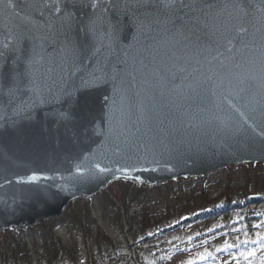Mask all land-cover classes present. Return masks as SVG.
Here are the masks:
<instances>
[{"label":"water","instance_id":"water-1","mask_svg":"<svg viewBox=\"0 0 264 264\" xmlns=\"http://www.w3.org/2000/svg\"><path fill=\"white\" fill-rule=\"evenodd\" d=\"M174 6L188 34L168 0H0V234L119 180L264 164V0ZM111 30L138 59L105 72Z\"/></svg>","mask_w":264,"mask_h":264},{"label":"trees","instance_id":"trees-1","mask_svg":"<svg viewBox=\"0 0 264 264\" xmlns=\"http://www.w3.org/2000/svg\"><path fill=\"white\" fill-rule=\"evenodd\" d=\"M250 168L246 166L242 169L248 172ZM239 169L171 182L156 188L127 181L114 182L95 199L103 202L100 222L93 216L92 200L82 199L72 204L74 210H68L61 219L46 221L29 230L2 232L0 264H173V254L163 253L152 246L149 251H158L147 255L143 250L145 244L152 245L153 241L147 237L157 226V218L172 220L174 217L195 216L197 212L206 211L221 202L225 205L221 208L224 213L215 216L221 221L213 230V238L201 242L203 238L200 232H196L198 236L188 243L193 245L192 251L207 252L201 264H264V217L250 212L252 206L248 204L251 196L264 194V181L257 184L261 190L252 192L253 187L246 181L234 182L230 177L223 178ZM214 188L220 194L209 200L208 191ZM156 205L165 208L163 216H153L152 207ZM196 223L191 222L196 230L201 229V225ZM209 224L204 223L205 226ZM73 227L83 234L86 254L79 244L67 242L60 234L61 229L71 232ZM106 227L113 228L123 244L117 243ZM194 243L198 246L195 247ZM224 243L226 247L222 249ZM249 250H256V255H247Z\"/></svg>","mask_w":264,"mask_h":264},{"label":"rangeland","instance_id":"rangeland-1","mask_svg":"<svg viewBox=\"0 0 264 264\" xmlns=\"http://www.w3.org/2000/svg\"><path fill=\"white\" fill-rule=\"evenodd\" d=\"M261 165L262 168H255L256 166ZM246 166H251L250 170H248V172H245L244 169H242L243 167ZM233 168H240L239 171L235 170V171H231L230 173L232 174H228L223 178H229L231 180H233L234 182L236 181H246L250 187H253V191L254 190H261V187H259V185L257 184H261L262 181H264V164L262 162L259 163H250V164H243V165H234V166H230L227 167L221 171H217V172H213V173H209L206 174L204 176H209L212 174H220L225 172L226 170H230ZM258 174H263V176H259ZM204 176H194V177H190L187 179H191V178H199V177H204ZM187 179H176L170 182H167L165 184H169L171 182H177L180 180H187ZM247 179V180H245ZM119 181H123V180H119ZM118 182V181H116ZM128 182V181H127ZM114 183V182H113ZM133 183V182H131ZM137 184V183H134ZM165 184H160V185H155V186H149L147 188H156L158 186H163ZM176 184V183H175ZM139 186H143L142 184H137ZM110 187V186H109ZM108 187V188H109ZM146 187V186H144ZM107 188V189H108ZM200 189V188H199ZM161 190H157V192L159 193ZM103 192V191H102ZM101 192V193H102ZM100 193V194H101ZM100 194L98 196H96L95 198H92V211H93V216L94 218H98L99 221H102V204L103 202L101 201V199L99 200H95L98 197H100ZM208 194L211 196L209 197V200H213L215 199V197L220 194V191L216 188L214 189H210L208 191ZM82 200V199H80ZM79 200V201H80ZM76 201H74L73 203H71L69 205V207L67 208V211L63 214V216H61L59 219L63 218L68 210L72 209V204H74ZM248 204L250 206H252V208L249 210L250 212H253L256 215H261L262 217H264V194L261 195H254L251 196L248 200ZM259 205V204H263L261 207H254V205ZM224 203L221 202V204H218L214 207L209 208L206 211H199L197 212V214L195 216H187V217H183V218H179V217H174L172 220H168V219H162V217L157 218V223L154 229L151 230L150 235L147 237L150 240H152L153 242L151 243L152 245H148L145 244L143 247V250L145 251V253L148 254H152L158 250H151L149 251L148 248L149 247H153V248H157L159 250H162L163 253L166 252V254H173L174 256V263L173 264H201L203 262V260L206 258L207 256V252L204 250H198L195 249L193 250V245L192 244H188L191 243L192 240H194V238L196 236H198L196 232H200L199 234H201V237L203 238L201 240V242H205L206 240H210L212 237V233L214 228L218 227V224L220 223L221 219H215V216H219L221 214H223L224 212L221 211V208H224ZM77 207L79 208L80 205H77ZM171 207H173V205H171ZM164 207L162 206H153L152 207V214L153 216H163L164 214ZM74 210V208H73ZM71 210V211H73ZM200 215V216H198ZM210 217V218H209ZM209 218V219H207ZM192 221H197L196 224H200V228L199 230H196V228L194 227V225L191 224ZM210 222V224L208 226H205L204 223ZM44 223V222H43ZM154 224V221H153ZM203 226V227H202ZM35 228V227H33ZM32 229V228H31ZM73 231H69L67 229H61L60 234L61 236H63L65 238V240L67 242H70L71 244H79L81 247V250L84 254H86V244L85 241L83 239V234L80 232L75 231V228L73 227ZM106 229L108 230V232L110 233V235L113 237V239L115 238V240L117 241V243L123 244V241L121 240V237L116 234V232L114 231L113 228H108L106 227ZM29 230V229H28ZM23 231V230H22ZM209 234V236H208ZM207 235L206 238H204V236ZM139 243V242H138ZM194 246L197 247L198 245H196V243H194ZM194 247V248H195ZM222 249H225V243L222 244ZM256 250H249V253H247V255L250 256H255L256 254ZM86 256V255H85Z\"/></svg>","mask_w":264,"mask_h":264},{"label":"bare ground","instance_id":"bare-ground-1","mask_svg":"<svg viewBox=\"0 0 264 264\" xmlns=\"http://www.w3.org/2000/svg\"><path fill=\"white\" fill-rule=\"evenodd\" d=\"M177 10L178 9L175 8L174 5L171 6V11L175 15V17H176V19H177V21L179 23L178 24L179 25V29L184 30V32L187 33L186 29L182 25V21H181L182 16L178 13ZM191 18H190L189 24L191 25V23H192V24H195V26H198V23H195ZM87 22H88L87 20H83L78 25L81 28H85V29L89 30L93 26H89ZM168 29L165 28V31L166 32H164V36L167 37V38H169L170 36H172V33ZM91 35H89L88 37H86V39H89ZM116 36L120 37L123 40V38L121 36H119V34L117 35L114 30H111V32H109L107 34L102 33V32H99V34H97L94 37V39L96 40V42L93 41L95 43L94 44L95 46L99 43L101 45V47H102V43H101L102 42L101 41L102 39H106L108 41H111L110 44L106 45L105 47L100 48L99 53H98L99 60L105 64L104 71L105 70H109L110 71V68L112 66H114V65H117V64H120L122 66H126L128 64L127 63L128 61H130L131 64H134L137 61V59H138L137 55L134 54V52H132V53H130V52H127L126 53L125 52V50H126V48L128 46V41L127 40H124L122 42H119L117 40V38H115ZM172 37H175V38H172L171 40H169L166 43V45H168L166 47V49H180V47L186 45V43L184 41H182V40H184V38L181 39V38H179L177 36H172ZM87 45H88V42H87ZM82 54H83V52H82ZM137 54H138V52H137ZM106 55H107V57H106ZM200 57H201V54H200ZM203 63H204V59H203ZM138 74L139 75H142V78H144L143 75H146V72L145 73H138ZM145 78L149 82V78H147V76ZM136 95H138V92H136ZM77 201H79V200H77Z\"/></svg>","mask_w":264,"mask_h":264},{"label":"snow or ice","instance_id":"snow-or-ice-1","mask_svg":"<svg viewBox=\"0 0 264 264\" xmlns=\"http://www.w3.org/2000/svg\"><path fill=\"white\" fill-rule=\"evenodd\" d=\"M177 2V0H168V5L172 6Z\"/></svg>","mask_w":264,"mask_h":264}]
</instances>
